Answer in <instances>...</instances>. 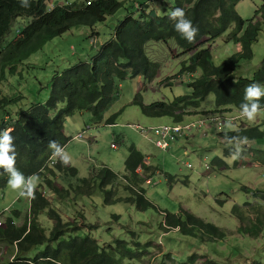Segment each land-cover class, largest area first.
I'll return each mask as SVG.
<instances>
[{
  "label": "trees",
  "instance_id": "1",
  "mask_svg": "<svg viewBox=\"0 0 264 264\" xmlns=\"http://www.w3.org/2000/svg\"><path fill=\"white\" fill-rule=\"evenodd\" d=\"M49 1L29 0L31 6L23 8L19 0H0V42L10 33L19 18L32 17V21L0 51V110L11 103V100L3 97L2 92V85L8 76L6 69H9V75H15L18 65L41 51L47 42L65 34L76 25L87 26L91 29V34H94V25L114 15L126 2L85 0L66 2L52 8ZM241 1L243 0H172L171 9L182 8L186 18L198 28L194 43H189L175 30L174 21L169 19L168 14L160 15L155 9H149L151 2L138 4L140 9L134 6L140 12V17L136 19L128 10L123 21L118 22L112 37L100 46L95 57L59 72L52 79L50 95L45 103L33 104L29 111L19 115L16 120L0 125V131L12 127L10 134L16 151V168L25 177L35 175L42 179L35 189L34 197L30 198V209L22 223H17L21 211L14 210L7 217L6 225L0 227V242L7 246L0 264H124L123 259L134 260L142 256L140 247L147 243L139 240L134 242L137 252L122 240H115L114 244L106 247L101 246L90 235H77L85 229L77 221H64L45 189L60 201L69 200L73 196L90 197L95 191L97 178L100 181V191L104 193L108 204L114 202V189L108 190V187L114 184L117 174L104 165L94 171L93 177L78 178L79 172L71 164L65 166L59 159L54 164L50 163L52 150L48 146L49 141L54 140L63 148L67 146L72 137L65 133V119L75 114L90 113L93 121L100 123L115 100L117 81L127 77H143L152 82L158 75L160 66L146 53V45L150 42L168 44L173 40L183 51L182 55L192 53L182 63V72L193 76L188 84L192 94L150 105L144 104L141 94H137L133 104L139 106L145 116L169 117L174 123L182 124L187 116H191V110L198 109L210 94L215 96L219 109L230 107L241 112V105L245 102V87L252 83L264 86V60L252 78L236 79L233 76L241 61L253 59L252 47L258 41L264 25L263 9H259L250 21H245L239 15L237 6ZM261 12L263 18L259 19ZM226 33V42L241 44L242 51L221 65H215L210 49L201 47ZM198 70L201 75L196 77ZM259 103L264 110V98ZM116 120L117 116H114L106 124H116ZM219 136L229 144L237 143V137H247V142L257 141L264 138V130L259 125H240L234 130L220 132ZM235 151L233 147L226 148L227 154ZM214 163L219 167L225 164L222 158H216ZM125 167L128 172L126 177L130 181L126 187L132 193L126 201L132 202L140 210L154 208L162 212V227L166 231L178 229L184 235H199L203 241L224 240L229 235L227 229L193 212L183 208L179 213L165 211L150 200L142 184L160 169L152 166L135 144L129 147ZM167 176L170 182L175 181L174 175ZM60 177L67 180V186H58ZM72 178L76 179L75 184L72 183ZM8 179V174L0 168V191L7 188ZM243 188L247 190V187ZM248 206H253L255 216ZM259 210V205L249 201L244 206L233 207L232 214L240 223L237 229L239 233L254 238L264 234V213L260 215ZM43 211L54 221L50 233L46 232L39 221V214ZM12 221L16 223L13 224ZM94 228L95 226L91 230ZM132 236H137L136 232ZM38 248L41 249L34 252ZM183 264L239 263L229 258L215 260L207 254L193 253Z\"/></svg>",
  "mask_w": 264,
  "mask_h": 264
},
{
  "label": "rangeland",
  "instance_id": "2",
  "mask_svg": "<svg viewBox=\"0 0 264 264\" xmlns=\"http://www.w3.org/2000/svg\"><path fill=\"white\" fill-rule=\"evenodd\" d=\"M83 1L85 0H50L49 5ZM125 1V6L114 15L94 25V34H91L89 27L76 25L65 34L47 42L41 51L18 65L15 75H9V69H6L8 76L2 85V92L3 97L11 100V103L0 110V125L16 120L19 115L29 111L33 104L45 103L50 95L52 79L59 72L95 57L100 46L112 37L118 22L123 21L128 10L136 19L140 17V12L134 8L136 4L151 2L149 9H155L160 15L168 14L173 6L172 0ZM259 9L264 11V0H243L237 6L239 15L245 21L253 19ZM258 18H263L262 12ZM31 21L32 17L29 16L19 18L10 33L0 42V51ZM227 36L228 33L201 47L210 49L215 65H221L242 51L241 44L226 42ZM91 37L95 44L91 42ZM252 49L253 59L241 61L236 67L234 78L250 79L260 68L264 60V25ZM146 53L160 66L158 75L152 82L143 77H127L117 81L115 100L100 123H95L91 114L85 112L65 119V133L72 137L65 151L71 157V166L79 172L78 178L93 177L95 170L104 165L110 167L117 174L114 184L108 187V190L114 189V202H105L106 197L100 191V181L96 178L95 191L90 197L73 196L69 200L60 201L45 189L52 205L60 212L64 221H77L85 228L77 235H90L101 246L106 247L114 244L115 240H122L137 252L134 242L139 240L147 243L140 247L142 256L139 259H123L124 264H183L193 253L207 254L215 260L229 258L239 264L264 263V234L254 238L239 233V220L232 214L235 205L244 206L247 201L259 205L260 215L264 213V158H261L264 156V138L239 145V141L234 144L225 143L219 136L220 132L234 130L240 125H259L264 130V111L257 115L254 122L242 118L221 126L215 124L194 129L189 132L190 135H180L170 143L167 150H162L155 145L157 136L151 129L162 124L176 123L169 117L145 116L133 101L137 94H141L146 105L190 96L192 90L188 86L189 73L182 72V63L192 53L182 55L183 51L173 40L168 44L150 42L146 45ZM200 75L201 71L198 70L195 76ZM217 109L215 96L210 94L198 109L191 110V116H187L182 123L197 121L203 114L214 113ZM233 111L227 113V116L239 115L237 110ZM114 116H117L116 124H106ZM143 128L147 132L142 131ZM79 133L84 138L75 140L74 137ZM112 143L116 147H112ZM133 144L143 151L152 166L160 169L152 177V184H142L150 200L165 211L179 213L183 208L193 212L227 229L229 235L224 240L203 241L199 235H184L178 229L166 231L162 227V212L154 208L140 210L132 202L126 201L132 193L126 187L130 181L126 177L128 172L125 161L129 147ZM238 145L243 148L239 158L226 153V148L233 147L237 150ZM216 158H222L225 164L219 167L214 163ZM168 174L174 175L175 181L170 182ZM40 180L42 181L38 177L37 186ZM57 183L60 184L59 187L67 186L64 177H60ZM72 183L75 184L76 179L72 178ZM243 187H247V190ZM5 207H10L11 211H21V217L17 219V223L21 224L30 209V198L19 196L7 186L4 191H0V210ZM247 208L255 216L253 206ZM39 221L46 232L50 233L54 221L46 211L39 214ZM93 226L95 228L91 230ZM133 232L137 236L133 237ZM6 249L7 246L0 242L2 258ZM39 249L41 248L37 251Z\"/></svg>",
  "mask_w": 264,
  "mask_h": 264
},
{
  "label": "clouds",
  "instance_id": "3",
  "mask_svg": "<svg viewBox=\"0 0 264 264\" xmlns=\"http://www.w3.org/2000/svg\"><path fill=\"white\" fill-rule=\"evenodd\" d=\"M21 7L29 8V0H19ZM168 17L174 21L175 30L189 43H194L198 28L193 26L191 20L186 18L182 8L170 9ZM264 98V86L259 83H252L244 89V103L241 105V116L249 122H254L257 115L264 111L261 109L259 101ZM10 129L0 131V168L8 174V186L21 197L33 198L37 187L38 177L35 175L25 177V175L16 168V151L14 140L10 134ZM239 145L247 144V137H237ZM237 146L236 152L232 153L233 158H239L243 148ZM49 148L52 150V159L68 166L71 163L70 155L56 141H49Z\"/></svg>",
  "mask_w": 264,
  "mask_h": 264
},
{
  "label": "built area",
  "instance_id": "4",
  "mask_svg": "<svg viewBox=\"0 0 264 264\" xmlns=\"http://www.w3.org/2000/svg\"><path fill=\"white\" fill-rule=\"evenodd\" d=\"M90 3V2H89ZM55 5L52 6V8ZM135 7L137 9H140L141 7L136 4ZM92 38V37H91ZM91 42L94 43L93 38L91 39ZM96 42V40H95ZM95 44V43H94ZM189 80L191 81L192 75L189 74ZM243 117L241 116V113L234 117L227 116V113L225 112H214V113H206L201 116V118L197 121H193L187 124H162L158 125L157 127L152 128L153 132L156 134L157 139L155 140V145L162 149L167 150L170 146L171 142H174L180 135H190L189 132L193 131L194 129H200L206 125H223L226 122H237ZM136 128L140 129L139 125H136ZM142 131L147 132V129H142ZM83 134H78L74 137L75 140L83 139ZM112 147H116L115 143H112ZM56 160L50 159V163L54 164ZM147 183H153L152 178L147 180ZM12 215V211L10 207H5L0 210V227H4L6 225V219L7 217ZM30 219V215H29ZM13 224L16 223V221H12ZM1 255V253H0ZM1 259V257H0Z\"/></svg>",
  "mask_w": 264,
  "mask_h": 264
},
{
  "label": "crops",
  "instance_id": "5",
  "mask_svg": "<svg viewBox=\"0 0 264 264\" xmlns=\"http://www.w3.org/2000/svg\"><path fill=\"white\" fill-rule=\"evenodd\" d=\"M194 113H196V111H193ZM216 112H225V113H232V112H234L233 111V109H231L230 107H227V108H224V109H217L216 110ZM239 112V111H238ZM204 113V112H203ZM241 112H239V114H240ZM197 114H198V112H197ZM198 116H199V114H198ZM8 129H12V127H9ZM80 134V133H79ZM67 148V147H66ZM66 148H64L65 150H66ZM146 160H148V157H146ZM38 177V176H37ZM41 181V180H40ZM34 252H37V250H34ZM1 253V252H0ZM0 257H1V259H2V255H0Z\"/></svg>",
  "mask_w": 264,
  "mask_h": 264
},
{
  "label": "bare ground",
  "instance_id": "6",
  "mask_svg": "<svg viewBox=\"0 0 264 264\" xmlns=\"http://www.w3.org/2000/svg\"><path fill=\"white\" fill-rule=\"evenodd\" d=\"M183 77V76H182Z\"/></svg>",
  "mask_w": 264,
  "mask_h": 264
}]
</instances>
